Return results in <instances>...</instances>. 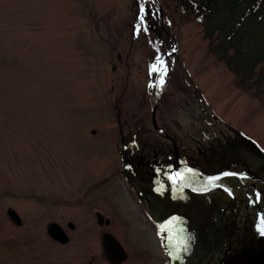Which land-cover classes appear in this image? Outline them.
<instances>
[{
	"label": "rangeland",
	"instance_id": "obj_1",
	"mask_svg": "<svg viewBox=\"0 0 264 264\" xmlns=\"http://www.w3.org/2000/svg\"><path fill=\"white\" fill-rule=\"evenodd\" d=\"M152 2L0 0V264H111L105 233L128 253L122 264H165L121 160L132 133L167 142L152 122L157 75L156 120L180 146L210 136L216 116L264 149L263 63L251 77L220 59L217 33L207 38L202 22L172 5L162 7L165 35ZM149 40L165 49L159 61ZM97 212L110 224L99 225ZM52 222L67 244L50 238Z\"/></svg>",
	"mask_w": 264,
	"mask_h": 264
},
{
	"label": "water",
	"instance_id": "obj_2",
	"mask_svg": "<svg viewBox=\"0 0 264 264\" xmlns=\"http://www.w3.org/2000/svg\"><path fill=\"white\" fill-rule=\"evenodd\" d=\"M159 13L164 29L160 5ZM176 52L167 57L163 73ZM158 79L159 76L153 93V126L177 150L175 140L162 131L156 120ZM223 123L229 136L215 139L216 145L187 162L180 161L177 154V167L171 165L159 178H151L152 184L161 188L153 194L150 207L165 264H264V235L258 230L264 227V149L240 130ZM7 215L16 225L22 224L13 208ZM96 216L99 225L110 224L102 213ZM69 227L74 229V224L69 223ZM47 233L60 244L69 242L67 232L57 222L47 226ZM102 248L111 264L128 259L124 246L110 233L102 236Z\"/></svg>",
	"mask_w": 264,
	"mask_h": 264
},
{
	"label": "trees",
	"instance_id": "obj_3",
	"mask_svg": "<svg viewBox=\"0 0 264 264\" xmlns=\"http://www.w3.org/2000/svg\"><path fill=\"white\" fill-rule=\"evenodd\" d=\"M152 1L164 10L170 9L172 5V13L191 16L202 22L207 38L213 39L217 33L215 39L216 47L221 53L219 58L227 62L234 61L249 76H255L254 70L258 62H262L264 66V0ZM153 12L156 14L155 10ZM147 15L149 23L150 11ZM157 16V20L159 18L161 21L159 9ZM159 25L165 35L171 36L161 27V23ZM258 80L264 81V68H261Z\"/></svg>",
	"mask_w": 264,
	"mask_h": 264
},
{
	"label": "flooded vegetation",
	"instance_id": "obj_4",
	"mask_svg": "<svg viewBox=\"0 0 264 264\" xmlns=\"http://www.w3.org/2000/svg\"><path fill=\"white\" fill-rule=\"evenodd\" d=\"M157 76L160 78V75ZM209 125L214 129L210 136L202 132L203 139L201 141L191 137L192 140L195 141L194 147L188 145L180 146L174 137L170 135L177 144V150H175L172 143L158 133L161 139L165 138L163 140L167 141L165 146L162 143L156 145L144 141L143 137L140 139L138 132L130 134L121 141L122 173L130 180L131 188L134 189L137 197L141 200L146 215L150 220L153 221L151 215L153 211L150 207V204L153 203V194L156 192V189L161 190L159 185L152 184V176L154 179L159 178V175L162 176L171 165L177 167V154L180 157V161L187 162L189 159L192 160L195 157L197 158L199 152H204L205 149H209L212 145H216L215 139H223L224 136L230 135V132L227 131L224 123L220 120L215 119V123H210ZM161 129L164 133H167L163 127H161ZM202 141H206L207 143L205 144Z\"/></svg>",
	"mask_w": 264,
	"mask_h": 264
},
{
	"label": "snow or ice",
	"instance_id": "obj_5",
	"mask_svg": "<svg viewBox=\"0 0 264 264\" xmlns=\"http://www.w3.org/2000/svg\"><path fill=\"white\" fill-rule=\"evenodd\" d=\"M158 60H159V58H158ZM161 71L163 73L164 70L162 69ZM229 194H231V193H229ZM173 219H175V218H173ZM262 223H264V218H262ZM258 230L261 232L262 235H264V227H260Z\"/></svg>",
	"mask_w": 264,
	"mask_h": 264
}]
</instances>
